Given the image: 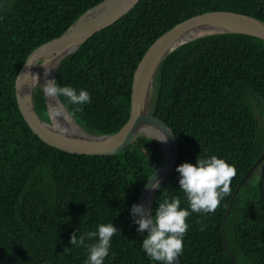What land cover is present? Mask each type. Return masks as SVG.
Returning a JSON list of instances; mask_svg holds the SVG:
<instances>
[{"label": "trees", "instance_id": "trees-1", "mask_svg": "<svg viewBox=\"0 0 264 264\" xmlns=\"http://www.w3.org/2000/svg\"><path fill=\"white\" fill-rule=\"evenodd\" d=\"M101 1L0 0V264H85L86 248L72 246L70 236L109 222L119 232L103 264H159L141 248L146 233L136 230L129 211L162 161L159 144L141 136L111 156L68 154L31 131L15 98V78L28 55ZM212 11L264 22V0H139L56 70L60 85L86 89L90 102L74 106L59 100L87 133L120 131L129 117L133 73L150 45L176 24ZM249 89L264 104V41L241 34L183 44L156 74L149 113L173 131L179 149L173 171L155 191L153 213L173 197L188 207L179 164L216 155L235 168L230 192L216 209L187 217L181 264H234L223 245L222 220L237 185L264 152ZM33 103L49 121L39 87ZM254 175L237 194L224 226L239 264H264V172L257 180Z\"/></svg>", "mask_w": 264, "mask_h": 264}, {"label": "water", "instance_id": "water-1", "mask_svg": "<svg viewBox=\"0 0 264 264\" xmlns=\"http://www.w3.org/2000/svg\"><path fill=\"white\" fill-rule=\"evenodd\" d=\"M138 1L103 0L86 10L59 37L40 45L28 55L16 75L14 91L18 109L31 131L43 143L65 153L111 156L130 147L141 136L157 142L162 151V161L143 185L137 200V204L144 205L147 214L151 210L152 199L156 191L151 186L157 181L160 184L170 175L174 169L179 149L173 131L162 120L149 113L154 81L161 63L181 45L207 36L241 34L264 41V22L239 13L212 11L191 17L163 33L150 45L133 73L128 121L116 133L106 135L87 133L72 119L59 99L52 101V107L59 106V115L49 118V121L41 119L33 103L35 88L39 87L35 75L41 85L45 80L55 78L56 70L62 60L75 52L97 32L120 20L134 8ZM45 61L47 68H51L47 77L44 66L38 65ZM44 99L49 116L52 109L50 98L44 96ZM61 109L75 126L66 122ZM147 130L155 131L160 139L149 134ZM164 136L166 142L161 141ZM257 170L259 176L264 172V152L237 185L221 224L223 245L234 264L239 263L228 247L224 226L237 194ZM151 192L153 196L150 205L147 206V197ZM173 264H181L179 257L174 259Z\"/></svg>", "mask_w": 264, "mask_h": 264}, {"label": "clouds", "instance_id": "clouds-1", "mask_svg": "<svg viewBox=\"0 0 264 264\" xmlns=\"http://www.w3.org/2000/svg\"><path fill=\"white\" fill-rule=\"evenodd\" d=\"M43 65L45 75L51 70L47 62ZM35 75V74H34ZM36 83L45 97L57 100L66 98V102L74 106H83L90 102V93L80 88L77 90L71 85H60L55 78L45 80L44 84ZM31 84V81H30ZM80 110V107L75 109ZM59 106L52 107L49 118L59 115ZM166 142V137L161 140ZM179 174V188L185 194L188 207H181V200L173 197L164 199L155 208V211L145 212L143 204H133L129 209L136 230L146 233L141 241V248L150 260L159 264H173L175 258L183 251V239L188 229L187 217L191 213H210L216 209L225 195L230 192V181L235 175L233 165L216 155L197 157L195 163L183 162L176 167ZM159 182L152 184L158 189ZM118 228L113 224H98L95 231L78 232L70 236L72 246L84 247L87 250L85 264H103L109 255L110 245ZM94 240L93 243H86Z\"/></svg>", "mask_w": 264, "mask_h": 264}, {"label": "rangeland", "instance_id": "rangeland-1", "mask_svg": "<svg viewBox=\"0 0 264 264\" xmlns=\"http://www.w3.org/2000/svg\"><path fill=\"white\" fill-rule=\"evenodd\" d=\"M3 3L0 2V5H2ZM45 76L47 77V75ZM247 94L249 95V103L252 108L254 118L256 120L257 128H259L260 135H264V104L258 96L252 93L250 89ZM258 178L259 171L257 170L255 172L254 179L257 180Z\"/></svg>", "mask_w": 264, "mask_h": 264}, {"label": "bare ground", "instance_id": "bare-ground-1", "mask_svg": "<svg viewBox=\"0 0 264 264\" xmlns=\"http://www.w3.org/2000/svg\"><path fill=\"white\" fill-rule=\"evenodd\" d=\"M49 101H50V107H52V106H53V105H52V101H53V100H52V99H49ZM61 111H62V113H63V116H64L66 122H67L68 124H71L72 126H75V124L72 123V121H71L70 118L65 114V112H64L62 109H61ZM147 132H148L149 134H151V135H153V136L159 138L158 134H157L155 131L147 130ZM159 139H160V138H159ZM152 196H153V192H151V193L148 195V197H147V206L150 205V202H151Z\"/></svg>", "mask_w": 264, "mask_h": 264}]
</instances>
